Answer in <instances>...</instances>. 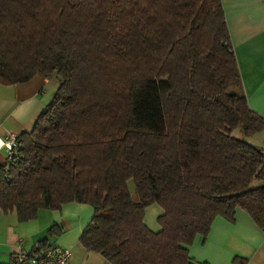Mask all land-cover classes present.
Segmentation results:
<instances>
[{
  "label": "trees",
  "instance_id": "trees-1",
  "mask_svg": "<svg viewBox=\"0 0 264 264\" xmlns=\"http://www.w3.org/2000/svg\"><path fill=\"white\" fill-rule=\"evenodd\" d=\"M36 74L59 83L0 166V213L88 204L80 243L111 264H206L188 245L237 208L264 228V147L242 138L264 117L222 0H0V84Z\"/></svg>",
  "mask_w": 264,
  "mask_h": 264
},
{
  "label": "crops",
  "instance_id": "crops-1",
  "mask_svg": "<svg viewBox=\"0 0 264 264\" xmlns=\"http://www.w3.org/2000/svg\"><path fill=\"white\" fill-rule=\"evenodd\" d=\"M222 4L244 93L250 107L264 117V0H222ZM56 88L54 78L40 74L27 82L0 84V137L30 131ZM7 159L8 152L0 149V166ZM157 212L159 216L162 208ZM92 215L90 205L78 202L42 209L25 222L18 221L15 211L0 213V264L13 253L31 252L40 240L42 246L70 248L69 264H111L80 243ZM188 253L192 260L206 264H264V228L237 208L232 220L216 217L206 236H196L188 245Z\"/></svg>",
  "mask_w": 264,
  "mask_h": 264
},
{
  "label": "built area",
  "instance_id": "built-area-1",
  "mask_svg": "<svg viewBox=\"0 0 264 264\" xmlns=\"http://www.w3.org/2000/svg\"><path fill=\"white\" fill-rule=\"evenodd\" d=\"M18 143V135L15 133H8L5 137H0V149H5L9 157L12 153H16ZM36 249V253L32 257L19 251V260L24 264H69L70 248L54 245L42 248L37 246Z\"/></svg>",
  "mask_w": 264,
  "mask_h": 264
},
{
  "label": "rangeland",
  "instance_id": "rangeland-1",
  "mask_svg": "<svg viewBox=\"0 0 264 264\" xmlns=\"http://www.w3.org/2000/svg\"><path fill=\"white\" fill-rule=\"evenodd\" d=\"M54 80L57 83H59V79L57 77H54ZM235 133L237 134L238 131H236ZM242 138H244L248 143H250L251 145H253L255 147H258V148L264 147V144H263L264 131L258 132L254 135H251V136H246V137L242 136ZM128 187H129V190H130L132 197L134 199H137L134 184H133L132 180L128 181ZM152 207H155L156 209L153 208V210H151ZM158 208H160V206L157 203H155V204H151V205L147 206L145 208V211H144V222L153 231H157L160 228V225H159L158 220H157L158 214H159L157 212ZM34 223H36V222H34Z\"/></svg>",
  "mask_w": 264,
  "mask_h": 264
},
{
  "label": "water",
  "instance_id": "water-1",
  "mask_svg": "<svg viewBox=\"0 0 264 264\" xmlns=\"http://www.w3.org/2000/svg\"><path fill=\"white\" fill-rule=\"evenodd\" d=\"M264 186V185H263Z\"/></svg>",
  "mask_w": 264,
  "mask_h": 264
}]
</instances>
